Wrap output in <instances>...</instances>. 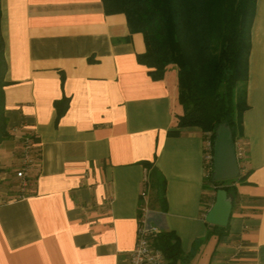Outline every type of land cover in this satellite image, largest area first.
<instances>
[{
	"label": "crops",
	"instance_id": "0c3cea01",
	"mask_svg": "<svg viewBox=\"0 0 264 264\" xmlns=\"http://www.w3.org/2000/svg\"><path fill=\"white\" fill-rule=\"evenodd\" d=\"M0 30V264H126L150 202L144 161L165 178L166 211L149 207V218L178 237L177 264H264V0L237 141L245 178L222 183L234 190L219 237L205 221L217 191L204 174L207 137L173 126L175 73L155 80L138 62L144 39L125 14L107 13L102 0H0ZM25 137L36 142L23 190Z\"/></svg>",
	"mask_w": 264,
	"mask_h": 264
},
{
	"label": "trees",
	"instance_id": "16d2710c",
	"mask_svg": "<svg viewBox=\"0 0 264 264\" xmlns=\"http://www.w3.org/2000/svg\"><path fill=\"white\" fill-rule=\"evenodd\" d=\"M256 2L102 0L107 13L125 14L130 33L142 34L145 51L137 55V60L150 68V76L163 80L170 72L175 73L177 110L173 126L198 127L212 145L221 124L229 126L233 145L242 135L243 113L248 108V61ZM5 72L0 30V141L8 136L2 94ZM170 134H177V130ZM29 139L32 155L36 140ZM143 164L149 169L148 207L166 211L165 178L148 161ZM208 178L206 183L211 182L213 190L223 189L227 195L233 192L232 186L222 185L226 180L215 181L212 175ZM244 178L239 170L235 179ZM222 229L213 226L211 232L219 237ZM151 241L162 251L167 264H177L181 259L178 237L172 231L159 230L151 235Z\"/></svg>",
	"mask_w": 264,
	"mask_h": 264
},
{
	"label": "built area",
	"instance_id": "2783aa9c",
	"mask_svg": "<svg viewBox=\"0 0 264 264\" xmlns=\"http://www.w3.org/2000/svg\"><path fill=\"white\" fill-rule=\"evenodd\" d=\"M31 140L25 137L22 141L21 166L16 170V177L20 179V186L24 190L28 186L26 170L28 169L31 157ZM235 155L239 170L245 159V151L240 143L234 145ZM205 177H211L213 173V145L209 138L206 139L205 151L203 156ZM147 196V191L141 192V198ZM150 210L146 204L140 207L138 217L136 241L134 247L130 250L126 264H167L166 259L160 249L155 247L151 241V235L159 231L150 222Z\"/></svg>",
	"mask_w": 264,
	"mask_h": 264
},
{
	"label": "water",
	"instance_id": "95a60500",
	"mask_svg": "<svg viewBox=\"0 0 264 264\" xmlns=\"http://www.w3.org/2000/svg\"><path fill=\"white\" fill-rule=\"evenodd\" d=\"M239 168L232 143V133L228 125L221 124L215 131L213 141V174L215 181L235 179ZM231 212V202L223 189L216 191L214 203L205 215L211 226L225 227Z\"/></svg>",
	"mask_w": 264,
	"mask_h": 264
},
{
	"label": "rangeland",
	"instance_id": "374dc122",
	"mask_svg": "<svg viewBox=\"0 0 264 264\" xmlns=\"http://www.w3.org/2000/svg\"><path fill=\"white\" fill-rule=\"evenodd\" d=\"M169 75H170L169 77H172V75H173V74H172V72H170V74H169ZM238 143H239V142H238Z\"/></svg>",
	"mask_w": 264,
	"mask_h": 264
}]
</instances>
